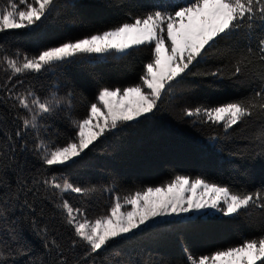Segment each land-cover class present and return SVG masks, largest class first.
<instances>
[{
  "label": "snow or ice",
  "instance_id": "obj_1",
  "mask_svg": "<svg viewBox=\"0 0 264 264\" xmlns=\"http://www.w3.org/2000/svg\"><path fill=\"white\" fill-rule=\"evenodd\" d=\"M61 7L60 0H0V264H168L133 260L124 246L156 229L193 228L213 215L251 218L254 212L261 217L259 236L201 255L185 246L179 264H264V184L248 190L173 173L159 185L120 195L114 186L83 185L65 174L106 140L154 121L166 104L183 98L177 93L185 81L197 76L250 91L183 106L182 116L193 125L220 128L224 135L211 137L217 151L224 150L217 148L221 141L258 122L245 139L252 157L264 159V0H157L147 11L129 8L127 19L106 30L34 53L4 42L20 30H39ZM145 45L151 59L139 82L102 86L85 118L68 116L73 132L63 140L48 122L73 107L74 91L60 95L57 85L41 96L31 84L23 86L25 79L67 65L122 59ZM213 56L228 63L198 71ZM97 193H109L111 200L90 215L87 201ZM71 196L81 198L78 205Z\"/></svg>",
  "mask_w": 264,
  "mask_h": 264
},
{
  "label": "trees",
  "instance_id": "obj_2",
  "mask_svg": "<svg viewBox=\"0 0 264 264\" xmlns=\"http://www.w3.org/2000/svg\"><path fill=\"white\" fill-rule=\"evenodd\" d=\"M157 0H60L57 14L39 30L28 33L20 30L15 38L4 42L12 49L21 48L34 53L40 49L56 46L69 39H77L96 31L106 30L127 19L125 12L147 11ZM183 3L184 0H179ZM119 5V7H117ZM226 47L222 44L221 49ZM151 46H140L133 54L122 59H108L92 64L67 65L40 78L25 79L45 96L58 85L59 94L71 90L75 93L73 107L49 121L50 131L62 134L61 140L71 135L73 129L68 121L83 119L88 107L95 102L102 86L126 87L139 82L144 64L151 59ZM228 63V59L210 57L198 71L215 70ZM3 74L0 73V78ZM19 79V77L17 78ZM250 89L242 84L211 81L203 77H189L178 89V98L166 104L156 119L148 125L130 129L106 140L87 161L65 174L74 182L97 187L114 186L120 195L145 186H155L171 178L173 173L205 175L223 183L253 190L264 184V159L253 158L252 148L245 137L255 132L258 122H250L247 130L237 133L230 141H221L214 150L211 137L223 136L220 128L193 125L181 113L183 106L208 99L210 102L232 99L245 95ZM239 127V126H238ZM111 136V134H109ZM104 140L105 138H101ZM258 150V149H257ZM244 152L248 158L240 159L230 153ZM81 198L71 196L70 202L78 205ZM109 193H97L87 201L89 214L100 213L110 203ZM259 210H257L258 212ZM261 217L255 212L251 218L231 219L213 215L197 222L193 228L156 229L139 240L124 246V253L133 260L166 261L179 264L184 260V247L193 255L211 253L220 248L240 244L246 238L261 234Z\"/></svg>",
  "mask_w": 264,
  "mask_h": 264
}]
</instances>
